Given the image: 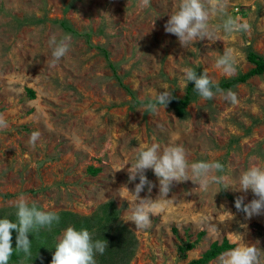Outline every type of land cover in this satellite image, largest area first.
<instances>
[{"label":"rangeland","instance_id":"rangeland-1","mask_svg":"<svg viewBox=\"0 0 264 264\" xmlns=\"http://www.w3.org/2000/svg\"><path fill=\"white\" fill-rule=\"evenodd\" d=\"M178 2L0 0V116L8 125L0 130V218L17 221L21 194L42 210L80 219L100 216L106 206L118 215L90 232L93 240L108 243L102 255L96 254L97 264H187L224 238L235 247L245 242L264 249V213L247 218L235 207L238 196L245 204L254 199L252 191L222 189L238 187L250 160L264 165V73L215 90L210 100L193 88L185 109L173 99L152 116L143 108L164 91L161 85L184 97L192 83L182 80L186 67L198 74L207 69L214 83L251 70L248 53L264 56V0H229L227 13L246 20L248 31L226 34L222 19L213 17L216 41L205 38L184 47L165 31ZM65 35L71 36L69 51L54 61L49 41ZM225 48L236 54L231 77L215 66ZM228 90L238 103L225 99ZM33 131L40 133L34 147L29 144ZM152 143L161 149L170 143L183 146L189 165L218 161L226 180L207 191L191 180L174 182L167 197L155 200L160 207L151 214L150 226L136 229L122 219L131 207L118 190L133 198L126 186L134 192L139 179L129 182L128 168L138 146ZM145 175L155 187L149 193L145 186L140 195L155 199L159 180L152 169ZM70 225L76 227L70 220L58 226L43 250L30 249V256L24 253L8 264H51L57 240ZM124 226L130 233L121 241L117 228ZM201 232L182 258L178 246L196 241ZM218 257L208 264H217Z\"/></svg>","mask_w":264,"mask_h":264},{"label":"clouds","instance_id":"clouds-1","mask_svg":"<svg viewBox=\"0 0 264 264\" xmlns=\"http://www.w3.org/2000/svg\"><path fill=\"white\" fill-rule=\"evenodd\" d=\"M148 0H141V5H146ZM229 0H179L175 5V10L169 14L170 18L166 21L165 31L178 37L180 44L185 45L197 40L208 38L210 42L214 39V32L211 30L210 20L213 17L222 19V29L226 34L234 32H246L249 30V23L240 17H232L227 13ZM71 36L65 35L59 40L53 36L49 44L52 47L54 61H59L66 56L70 48ZM236 54L231 48H225L223 54L216 59V68L231 77L235 74ZM182 80L194 82L196 93L204 100L214 98L215 93L212 88L213 80L210 78L207 69L202 74L191 67L183 69ZM217 92H222L218 84L215 85ZM164 91H158L155 97L143 104L144 112L155 115L159 106L166 108L167 104L173 99V94L166 85H161ZM225 99L231 103H238L235 92L228 90L224 94ZM7 122L0 116V130L7 128ZM40 138L38 131H33L29 138V144L35 146ZM136 153L135 161L128 168L129 182L135 184L134 192H128L132 199H128L122 191L118 190L123 199L129 201L131 214L122 219L132 221L136 229H144L150 226L151 214H154L160 207L155 200L163 199L169 195L174 182L180 183L191 180L199 188L207 191L212 184H224L226 176L225 166L218 161L200 160L189 165L183 146L170 143L161 149L158 143L151 145L140 144ZM122 168L114 169L119 171ZM152 169L159 180V195L153 199L150 196L142 197L140 193L147 186L151 193L155 185L149 181L145 172ZM232 186L234 190L247 193L251 190L255 198L247 204L244 197L238 196L235 199V207L238 211L245 213L247 218L253 215L264 213V165L254 163L250 160L246 170L240 172L238 187L228 184L224 188ZM218 192V191H217ZM216 192V193H217ZM17 209V221L4 217L0 218V264H8L13 254L12 230H16V250L22 251L26 255H31V239L29 234L33 230L50 227L54 221H59V216L51 211L42 210L35 201L29 203L26 197L21 194L15 203ZM108 247V243L102 240H93L92 234L87 228L77 229L68 226L58 238L54 247L51 264H97L96 254H103ZM217 264H264V249L258 248L256 244L241 243L236 247L220 254Z\"/></svg>","mask_w":264,"mask_h":264},{"label":"trees","instance_id":"trees-1","mask_svg":"<svg viewBox=\"0 0 264 264\" xmlns=\"http://www.w3.org/2000/svg\"><path fill=\"white\" fill-rule=\"evenodd\" d=\"M63 26L66 27L68 31H73V28L68 25L64 24ZM248 59L251 63L254 64V67L249 70L246 74L238 75L232 79L226 80L221 83H214L212 90L215 91L216 84H218L220 89H227L234 85H236L239 82L246 81L249 77L252 75H260L264 73V56L257 53L256 51L251 50L248 53ZM194 88V82L190 84V86L187 89V93L184 97L178 98L176 96H173V101H178L179 106L182 109H185V107L188 105V103L192 99V91ZM32 96L35 95L34 90L29 89ZM91 172L95 173L98 172L99 168H93L92 166L89 168ZM102 214L100 216L97 214L90 218V217H83L79 218L77 214L70 213V212H64L62 214H58L59 221H54L50 227H47L45 229L40 228L39 230H33L32 234H29V238L31 239V250L32 251H38L43 250L46 245H49V242L51 241V233H58L60 231V228L58 226H65L66 222L70 220V222H73L76 228H87L90 232L94 231L96 228H101V226L104 225V221H110L112 219L117 218V213L114 210H109L106 208V206L102 209ZM72 217V218H71ZM74 218V219H73ZM78 218V219H77ZM50 230V231H49ZM49 231V232H48ZM118 234L121 235L122 239L121 241H125L128 238V233H130V230L128 228L121 227L117 228ZM204 232H201L198 239L196 241H190L189 239L183 241L179 246L178 250L180 253V256L182 258H185L187 256V252L191 249H193L198 240L200 239V236H202ZM126 235V238H124ZM16 236L17 232L16 230H12V244H13V254L10 257V259H16L18 260L23 256V252L16 250ZM235 244L231 243L228 238H224L223 241L220 243L218 241H215L211 244V246L203 253V255L199 258H194L191 261H189L187 264H208L211 260L218 257L221 253L228 251L231 248H234Z\"/></svg>","mask_w":264,"mask_h":264}]
</instances>
